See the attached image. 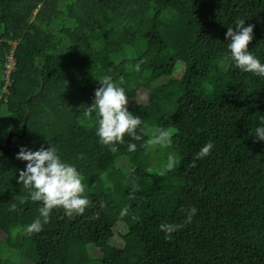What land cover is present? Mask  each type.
<instances>
[{"label":"trees","instance_id":"obj_1","mask_svg":"<svg viewBox=\"0 0 264 264\" xmlns=\"http://www.w3.org/2000/svg\"><path fill=\"white\" fill-rule=\"evenodd\" d=\"M37 5L0 0V145L19 135L0 151V264H264V141L251 134L264 121V78L237 69L224 38L245 19L264 61V0H49L34 14ZM105 74L123 81L148 129L172 131V148L98 143L85 108ZM209 140L212 153L195 160ZM47 142L78 167L91 204L55 209L28 234L41 205L18 183L16 154ZM189 206L193 223L166 239L160 223H182Z\"/></svg>","mask_w":264,"mask_h":264},{"label":"clouds","instance_id":"obj_2","mask_svg":"<svg viewBox=\"0 0 264 264\" xmlns=\"http://www.w3.org/2000/svg\"><path fill=\"white\" fill-rule=\"evenodd\" d=\"M49 0H33L38 4L34 14L39 12ZM245 19L234 22V28L228 27L225 33L227 49L234 66L243 73H251L253 76L264 78V61L249 50V44L254 39V26L245 25ZM143 61L135 64L134 70L139 72ZM97 79V78H96ZM100 87L95 90L94 100L90 107L85 108V117L94 120L95 135L98 143L106 146L113 153L118 152L117 145L125 143L128 137V152L137 151V144L130 141H144L142 148L148 150L170 149L173 145L172 131L157 126L148 129L139 115L129 111V97L124 87L120 86L111 75L105 74L97 79ZM148 129V138L145 140V132ZM11 131V128L8 129ZM257 140L264 141V121L255 127L251 133ZM215 144L207 141L196 153L195 160H203L209 156ZM16 159L25 162L23 169L19 171L18 183L28 189L26 199L40 202L39 215L30 224L24 227V232L39 233L43 226L49 223L50 216L55 209H63L66 215L83 214L91 204L86 195V184L78 167L62 158L58 148L47 142V147L41 144L37 150L21 146L16 154ZM195 160L193 167L195 166ZM178 161L174 152L167 154L166 170H172ZM164 172H161L163 175ZM24 201L22 200L21 203ZM16 206L12 205V210ZM127 207L121 210V215L126 214ZM184 220L182 223L161 222L159 230L165 234L166 239H171L172 234L181 228L193 223L198 213L195 206L181 208Z\"/></svg>","mask_w":264,"mask_h":264},{"label":"water","instance_id":"obj_3","mask_svg":"<svg viewBox=\"0 0 264 264\" xmlns=\"http://www.w3.org/2000/svg\"><path fill=\"white\" fill-rule=\"evenodd\" d=\"M24 134H25V128H24V131H23V135L21 137H23ZM14 136H19V135H17L16 133L11 131V133L7 137L5 143L0 145V151L4 152L5 154H9L13 150H15V148L12 146V140H13Z\"/></svg>","mask_w":264,"mask_h":264},{"label":"built area","instance_id":"obj_4","mask_svg":"<svg viewBox=\"0 0 264 264\" xmlns=\"http://www.w3.org/2000/svg\"><path fill=\"white\" fill-rule=\"evenodd\" d=\"M14 53L12 52V54L8 57V59L10 61V64L9 65H11L10 67H12V68L15 65V59H14V55H13ZM8 68H9V66H8Z\"/></svg>","mask_w":264,"mask_h":264},{"label":"rangeland","instance_id":"obj_5","mask_svg":"<svg viewBox=\"0 0 264 264\" xmlns=\"http://www.w3.org/2000/svg\"><path fill=\"white\" fill-rule=\"evenodd\" d=\"M36 13H38V12H36ZM3 237H4L3 234L0 233V238H3ZM25 264H31V263L28 261Z\"/></svg>","mask_w":264,"mask_h":264}]
</instances>
